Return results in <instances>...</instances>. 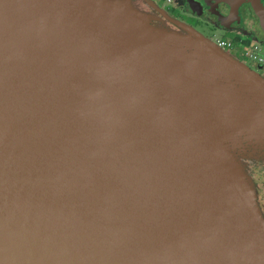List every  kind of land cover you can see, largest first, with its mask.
Masks as SVG:
<instances>
[{
    "label": "water",
    "instance_id": "95a60500",
    "mask_svg": "<svg viewBox=\"0 0 264 264\" xmlns=\"http://www.w3.org/2000/svg\"><path fill=\"white\" fill-rule=\"evenodd\" d=\"M188 5L264 41V0ZM166 18L0 0V264H264V65Z\"/></svg>",
    "mask_w": 264,
    "mask_h": 264
},
{
    "label": "flooded vegetation",
    "instance_id": "af4514ba",
    "mask_svg": "<svg viewBox=\"0 0 264 264\" xmlns=\"http://www.w3.org/2000/svg\"><path fill=\"white\" fill-rule=\"evenodd\" d=\"M155 1H157L170 14V17L172 19L171 18L165 19V21L169 25H173L175 27L178 26L177 23L175 22V20H178L179 22L188 23L190 25L195 26L207 36H210L209 32H219V34H222L224 36H229L235 41L240 42V40H242V45H245L247 42H250L249 46H252L250 48H254L255 45H257L258 47L257 54L259 56H262L264 59V47H261V45L264 46V41L258 39L254 33H251L250 31H246L245 29L223 27L222 24L219 22L215 23L213 21L202 18L199 14L195 12H191L188 9L189 0H166L165 1L167 2L166 5L161 4L159 2L160 0H155ZM200 25H202L201 28ZM202 28L205 30H203ZM255 62H259L264 65V60L263 61L253 60L251 61V64H254ZM250 160L251 162H249L248 165L249 171L255 181V184L259 189L260 196L263 201V210H264V152L263 151L258 152Z\"/></svg>",
    "mask_w": 264,
    "mask_h": 264
},
{
    "label": "built area",
    "instance_id": "2783aa9c",
    "mask_svg": "<svg viewBox=\"0 0 264 264\" xmlns=\"http://www.w3.org/2000/svg\"><path fill=\"white\" fill-rule=\"evenodd\" d=\"M210 37L215 42H217L219 45H221L222 47H224L230 51H234L239 44L242 45V40H240V42H238V41L233 40L229 36H224V35L219 34V35L210 36ZM257 48H258L257 45H255L254 48L247 49L246 54L248 55V58L250 59V61H253V60L263 61L264 60L262 56H259L257 54L258 53Z\"/></svg>",
    "mask_w": 264,
    "mask_h": 264
},
{
    "label": "rangeland",
    "instance_id": "374dc122",
    "mask_svg": "<svg viewBox=\"0 0 264 264\" xmlns=\"http://www.w3.org/2000/svg\"><path fill=\"white\" fill-rule=\"evenodd\" d=\"M166 0H160L159 2L161 3V4H164V5H166L167 4V2H165ZM193 26V25H192ZM205 26V25H204ZM195 27V26H194ZM202 27V25H200V28ZM196 28V27H195ZM204 28H207V27H204ZM197 30H199L198 28H196ZM203 29V28H202ZM203 30H205V29H203ZM210 34V36H215V35H219V32H209ZM220 35H222V34H220ZM209 36V37H210ZM249 44H250V42H247L245 45H241V44H239L238 46H237V48L234 50V51H231V52H233L234 54H236L237 56H239L243 61H245L246 63H251V61L248 59V55L246 54V51H247V49H252V48H250V47H252V46H249ZM261 47H264V46H262L261 45ZM264 73V72H263ZM252 151H254L253 149H249L248 150V152H249V155H248V159L246 158V162H247V164L249 165V162H251V158L252 157H254L255 156V154H257L258 153V151L257 152H254V153H252ZM251 152V153H250ZM251 155V156H250ZM260 193V192H259ZM260 195V194H259ZM260 198H261V196H260ZM261 201H262V199H261Z\"/></svg>",
    "mask_w": 264,
    "mask_h": 264
},
{
    "label": "bare ground",
    "instance_id": "6f19581e",
    "mask_svg": "<svg viewBox=\"0 0 264 264\" xmlns=\"http://www.w3.org/2000/svg\"><path fill=\"white\" fill-rule=\"evenodd\" d=\"M213 61L221 63L218 59H214ZM250 88H251V85H250Z\"/></svg>",
    "mask_w": 264,
    "mask_h": 264
}]
</instances>
